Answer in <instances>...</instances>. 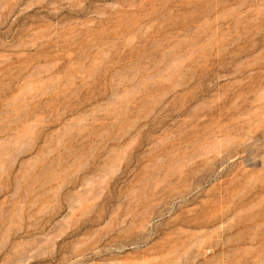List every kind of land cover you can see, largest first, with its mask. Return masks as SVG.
<instances>
[{"label":"rangeland","instance_id":"obj_1","mask_svg":"<svg viewBox=\"0 0 264 264\" xmlns=\"http://www.w3.org/2000/svg\"><path fill=\"white\" fill-rule=\"evenodd\" d=\"M0 264H264V0H0Z\"/></svg>","mask_w":264,"mask_h":264}]
</instances>
